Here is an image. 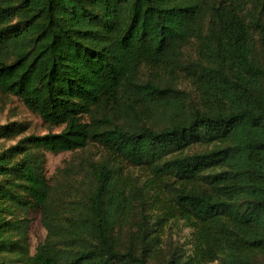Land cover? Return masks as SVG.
Wrapping results in <instances>:
<instances>
[{"label":"trees","instance_id":"obj_1","mask_svg":"<svg viewBox=\"0 0 264 264\" xmlns=\"http://www.w3.org/2000/svg\"><path fill=\"white\" fill-rule=\"evenodd\" d=\"M0 94L63 127L0 152V264H264V0H0ZM89 144L169 198L105 162L51 184L41 152Z\"/></svg>","mask_w":264,"mask_h":264},{"label":"rangeland","instance_id":"obj_2","mask_svg":"<svg viewBox=\"0 0 264 264\" xmlns=\"http://www.w3.org/2000/svg\"><path fill=\"white\" fill-rule=\"evenodd\" d=\"M179 88L191 93L193 96L195 95L193 87L187 81L181 82ZM62 129L63 127H54L45 123L36 114L28 110L18 98L0 94V152L15 146L20 140L30 135L42 136L48 133H59ZM16 131L19 133H16ZM41 157L43 160V173L46 178L50 179L51 184L61 181L64 169L71 167L75 169L82 161L89 163L105 162L112 167H120L122 175L134 181L143 190V193L150 192L148 196H151L155 191V188L153 189L149 184L151 176L145 169L128 165L121 161V158L110 155L95 144H89L87 148L77 151L75 154L41 152ZM166 182V185L160 184L156 190H159L161 200L169 198L171 192L169 185L174 184L175 180L169 179ZM19 219L23 221L22 225L26 226L27 249L32 255L36 247L43 243L46 237V231L41 223V214L39 211L32 210L26 215L20 214ZM123 232L128 233L126 229ZM162 238L165 242L164 248H169L172 252L181 248L187 254L191 250V229L182 221L172 220L168 222L163 229ZM167 260H169L168 257L164 258L159 253L152 263L166 264Z\"/></svg>","mask_w":264,"mask_h":264}]
</instances>
